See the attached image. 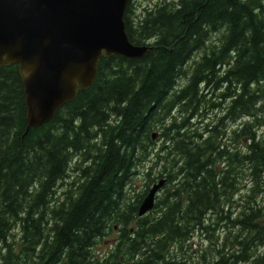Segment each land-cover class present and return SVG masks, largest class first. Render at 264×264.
<instances>
[{
	"label": "trees",
	"instance_id": "16d2710c",
	"mask_svg": "<svg viewBox=\"0 0 264 264\" xmlns=\"http://www.w3.org/2000/svg\"><path fill=\"white\" fill-rule=\"evenodd\" d=\"M139 11L128 0L122 19L145 54L100 57L41 124L26 126L16 66H0V264H264V0ZM201 229L207 245L187 251Z\"/></svg>",
	"mask_w": 264,
	"mask_h": 264
},
{
	"label": "water",
	"instance_id": "95a60500",
	"mask_svg": "<svg viewBox=\"0 0 264 264\" xmlns=\"http://www.w3.org/2000/svg\"><path fill=\"white\" fill-rule=\"evenodd\" d=\"M127 0H0V66L16 65L26 126L50 119L88 88L97 60L111 54L142 57L147 45L128 41L122 20ZM163 178L138 206L151 208Z\"/></svg>",
	"mask_w": 264,
	"mask_h": 264
},
{
	"label": "rangeland",
	"instance_id": "374dc122",
	"mask_svg": "<svg viewBox=\"0 0 264 264\" xmlns=\"http://www.w3.org/2000/svg\"><path fill=\"white\" fill-rule=\"evenodd\" d=\"M155 0H134L133 4H134V14H138L140 11V4H147V6H150L152 3H154ZM210 95H207L206 97H209ZM209 106H207L205 108L206 110V117L207 119H214V117L216 118L218 115L221 114V111H219V109L213 107L212 109H208ZM220 128H222V126L219 124L218 125ZM230 126H235V124H233V122L230 121H226L225 122V127L226 129H228ZM145 167V166H144ZM139 167V170H141V168ZM143 182L144 179L142 178V173L141 171L139 173H137L136 175H134L132 177V180L130 182V187L131 189H129V194L132 197L133 192L134 191H141L143 188ZM153 183L152 180L149 181V185ZM116 234H117V230L113 229L112 231H110L107 235H104L103 237H101L99 239V241L97 242V244H95L93 246V251L96 255H102L105 252H107L110 247L113 245L115 239H116ZM214 234H217V232H215ZM208 243V237L206 236V233L201 229L197 232H195L193 234V236L190 238L189 241V248H187V251H190V249H197V250H201L202 247L206 246Z\"/></svg>",
	"mask_w": 264,
	"mask_h": 264
},
{
	"label": "bare ground",
	"instance_id": "6f19581e",
	"mask_svg": "<svg viewBox=\"0 0 264 264\" xmlns=\"http://www.w3.org/2000/svg\"><path fill=\"white\" fill-rule=\"evenodd\" d=\"M193 52H194V51H193ZM192 55H193V54H192ZM192 58H193V57H192ZM186 64H187V63H186ZM187 65H188V64H187ZM15 66H16V65H15ZM185 66H186V65H185ZM188 66H189V65H188ZM187 70H188V69H187ZM184 71H185V69H184ZM181 78H182V77H181ZM93 80H94V79H93ZM191 123H192V122H191ZM192 124H193V123H192ZM138 206H139V204L137 205V211H138ZM142 214H143V213H142ZM142 214H141V215H142ZM137 215H139L138 212H137ZM214 249H215V248H214Z\"/></svg>",
	"mask_w": 264,
	"mask_h": 264
}]
</instances>
